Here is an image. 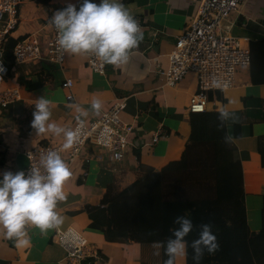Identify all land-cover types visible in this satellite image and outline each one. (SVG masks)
Wrapping results in <instances>:
<instances>
[{
    "label": "crops",
    "instance_id": "obj_1",
    "mask_svg": "<svg viewBox=\"0 0 264 264\" xmlns=\"http://www.w3.org/2000/svg\"><path fill=\"white\" fill-rule=\"evenodd\" d=\"M76 0H23L18 7V23L10 41L36 36L42 46L51 39L48 26L52 11ZM98 2V0H97ZM138 22L144 34L138 47L129 52L126 63L105 64L103 75L86 65L87 55L65 53L62 65L43 60L6 65L7 75L0 86L17 90L19 100L6 108L0 107V172L18 171L17 157L38 145L63 146V133L36 134L30 127L35 99L48 98L51 121L72 129L82 120L89 123L108 111L119 99H125L121 113L124 124L133 127L129 150L120 162H114L108 152L86 146L78 160L69 168L70 178L63 191L66 199L57 211L64 217L58 229L41 233L28 229L30 243L22 246L0 231V264H65V251L57 243L55 232L72 228L87 237L100 257L97 264H164L162 249L156 255L154 243L106 242L101 230L92 226L85 212L87 205L98 206L122 195L145 175L159 172L168 163L178 161L186 145L208 142L214 138L212 114L221 109L232 113L226 121V134L232 148L228 163H240L243 200H211L183 202L178 208L163 209L164 235L171 236L176 216L189 214L194 228L186 237L197 238L199 225L209 223L217 240H244L262 228L264 214V84L254 85L249 68H239L232 89L208 95L206 110L190 114L187 106L196 89V78L189 75L177 87L164 85L160 69L168 67L176 40L187 30L195 17L198 0H122ZM225 28L233 36L250 42L264 40V0L248 2L231 17ZM71 80L73 86L62 84ZM72 98L67 100V96ZM217 95V96H216ZM93 99L102 102L99 114L91 110L77 119L70 105L88 108ZM160 131L158 142L151 139ZM95 264V263H94ZM176 264H186L185 257Z\"/></svg>",
    "mask_w": 264,
    "mask_h": 264
},
{
    "label": "clouds",
    "instance_id": "obj_2",
    "mask_svg": "<svg viewBox=\"0 0 264 264\" xmlns=\"http://www.w3.org/2000/svg\"><path fill=\"white\" fill-rule=\"evenodd\" d=\"M48 26L56 32V45L64 53L91 55L103 64L126 63L129 52L138 47L144 34L138 20L130 14L122 0H76L63 8L52 11ZM51 101L45 96L35 99L30 127L36 134L63 133L64 149L73 147L79 135V128L65 129L51 121ZM77 113V119L86 117L91 110L99 114L102 102L93 99L88 108L70 105ZM232 118V113L221 109L217 114L218 127ZM82 123V120H81ZM231 137L225 136V143ZM71 171L57 151L47 150L40 156L39 164L28 170L0 172V231L8 239L25 246L30 243L28 226L41 233L58 229L64 217L57 211L59 202L66 199L63 191ZM175 227L165 241L154 242L155 254L163 249L167 259L164 264H176L187 255L191 247L194 264L207 252L213 254L219 248L217 236L209 223L199 225L197 238L189 244L186 239L194 225L189 214L176 216Z\"/></svg>",
    "mask_w": 264,
    "mask_h": 264
},
{
    "label": "built area",
    "instance_id": "obj_3",
    "mask_svg": "<svg viewBox=\"0 0 264 264\" xmlns=\"http://www.w3.org/2000/svg\"><path fill=\"white\" fill-rule=\"evenodd\" d=\"M22 2L23 0H0V83L7 75V68L2 59L3 48L17 28L18 7ZM247 2L248 0H198L194 19L187 30L178 37L168 56V67L160 69L164 85L167 87H177L189 75L196 78V89L187 106L190 114L204 113L208 93H224L232 89L237 70L250 66L249 39L233 36L230 29L225 28V23H229L231 17ZM12 57L16 65L36 60L62 65L65 61V53L56 45L54 29L45 46L33 35L17 41L12 49ZM86 65L96 74L103 75L105 72V64L91 55H87ZM72 86L71 80L62 84L65 89ZM71 98L70 95L67 96V100ZM18 100L17 90H5L0 94V107L6 108L9 103ZM125 107V99H119L99 118L89 123H76L72 129L79 128V135L70 149L49 144L27 150L24 156L28 165L23 170H28L31 165L37 166L40 156L47 150L57 151L70 168L78 160L82 149L88 145L108 152L114 162H120L132 146L133 127L121 120ZM160 133L158 131L153 135L152 146L157 144ZM29 228L33 227L28 226ZM55 237L66 253L65 264L100 263L96 247L82 233L68 228L57 230Z\"/></svg>",
    "mask_w": 264,
    "mask_h": 264
},
{
    "label": "trees",
    "instance_id": "obj_4",
    "mask_svg": "<svg viewBox=\"0 0 264 264\" xmlns=\"http://www.w3.org/2000/svg\"><path fill=\"white\" fill-rule=\"evenodd\" d=\"M15 43L9 39L3 48L5 66L13 62ZM250 54L251 82L262 85L264 40L250 42ZM218 113L212 114V141L186 145L180 160L168 163L159 172L145 175L136 185L106 203L85 207L92 226L101 230L106 242L149 244L162 241L165 207L178 208L189 201L243 200L241 165L227 161L232 145L224 141L226 123L218 127ZM188 241L190 244L192 240ZM217 241L218 250L211 255L205 252L199 264H264V214L262 228L250 233L247 239ZM162 253L166 260L163 249ZM185 262L194 264L191 247Z\"/></svg>",
    "mask_w": 264,
    "mask_h": 264
},
{
    "label": "water",
    "instance_id": "obj_5",
    "mask_svg": "<svg viewBox=\"0 0 264 264\" xmlns=\"http://www.w3.org/2000/svg\"><path fill=\"white\" fill-rule=\"evenodd\" d=\"M17 164H18V167L20 168V170L25 169L28 165L26 157L24 155H19L17 157Z\"/></svg>",
    "mask_w": 264,
    "mask_h": 264
},
{
    "label": "rangeland",
    "instance_id": "obj_6",
    "mask_svg": "<svg viewBox=\"0 0 264 264\" xmlns=\"http://www.w3.org/2000/svg\"><path fill=\"white\" fill-rule=\"evenodd\" d=\"M2 82H3V81H2ZM3 91H5V87L0 86V94H1Z\"/></svg>",
    "mask_w": 264,
    "mask_h": 264
}]
</instances>
